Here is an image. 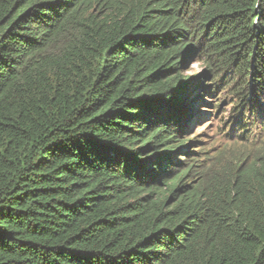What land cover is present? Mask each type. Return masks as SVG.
I'll return each mask as SVG.
<instances>
[{"label":"trees","instance_id":"16d2710c","mask_svg":"<svg viewBox=\"0 0 264 264\" xmlns=\"http://www.w3.org/2000/svg\"><path fill=\"white\" fill-rule=\"evenodd\" d=\"M263 101L264 0H0V264H264Z\"/></svg>","mask_w":264,"mask_h":264},{"label":"rangeland","instance_id":"374dc122","mask_svg":"<svg viewBox=\"0 0 264 264\" xmlns=\"http://www.w3.org/2000/svg\"><path fill=\"white\" fill-rule=\"evenodd\" d=\"M185 74H191L192 70L195 72H200L202 70V66L198 63H192L190 66H187ZM186 69V68H185ZM216 90V89H215ZM216 98V103H218V107L215 110V106L212 104L209 108H205V111H211L210 116L202 118L198 123V125L194 128L193 134H204L203 140L207 142H211L213 140V144H221L225 143L228 137L225 135L231 133L232 135L236 133V126L233 123L232 115L233 110L231 109L232 98H229L226 94L225 89H217L216 93L210 95ZM214 97L212 99H214ZM262 105L261 109L258 108V121L251 125L252 129L251 136H263L264 130H261V127L264 125H260V114H262L264 109V101L260 103ZM259 104V105H260ZM208 106V105H207ZM207 109V110H206ZM236 117V115H235ZM250 121V120H249ZM227 122V123H225ZM252 122V121H251ZM216 139V140H215ZM234 137H231L228 140V143H232ZM235 141V140H234ZM212 143V142H211Z\"/></svg>","mask_w":264,"mask_h":264}]
</instances>
